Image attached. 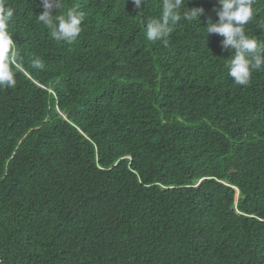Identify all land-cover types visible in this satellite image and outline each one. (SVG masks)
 <instances>
[{
  "label": "trees",
  "instance_id": "16d2710c",
  "mask_svg": "<svg viewBox=\"0 0 264 264\" xmlns=\"http://www.w3.org/2000/svg\"><path fill=\"white\" fill-rule=\"evenodd\" d=\"M5 3L24 64L0 88V264H264V71L228 76L217 0H187L204 14L167 46L145 35L162 0H63L72 44L42 0Z\"/></svg>",
  "mask_w": 264,
  "mask_h": 264
},
{
  "label": "clouds",
  "instance_id": "9594fccd",
  "mask_svg": "<svg viewBox=\"0 0 264 264\" xmlns=\"http://www.w3.org/2000/svg\"><path fill=\"white\" fill-rule=\"evenodd\" d=\"M255 0H217L218 6L213 8L217 19L209 18L205 26L207 36L217 34L224 51L231 55L226 64L227 74L235 85L244 86L250 83L255 71H264V40L249 35L245 26L253 21ZM135 10H141L146 0H130ZM43 11L36 15L38 22L49 31V35L57 42L74 43L82 32L85 13L76 8L65 10L63 0H42ZM205 9L187 6V0H162L158 17H149L145 22L146 39L151 42L160 41L165 46L172 34L174 26L183 18L186 21L199 22ZM15 9L0 0V88H15L17 74L24 64L10 24L13 23ZM257 28L264 32V20L257 23ZM45 63L40 58L33 59L32 69L43 70Z\"/></svg>",
  "mask_w": 264,
  "mask_h": 264
},
{
  "label": "water",
  "instance_id": "95a60500",
  "mask_svg": "<svg viewBox=\"0 0 264 264\" xmlns=\"http://www.w3.org/2000/svg\"><path fill=\"white\" fill-rule=\"evenodd\" d=\"M232 170H234V169H232Z\"/></svg>",
  "mask_w": 264,
  "mask_h": 264
}]
</instances>
